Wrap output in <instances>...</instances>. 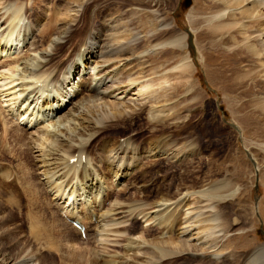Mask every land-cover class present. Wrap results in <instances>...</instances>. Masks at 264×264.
Segmentation results:
<instances>
[{"label":"bare ground","instance_id":"1","mask_svg":"<svg viewBox=\"0 0 264 264\" xmlns=\"http://www.w3.org/2000/svg\"><path fill=\"white\" fill-rule=\"evenodd\" d=\"M80 1L66 0L63 5L48 7L51 9L47 8L40 17L27 14L26 7L23 9L10 0L7 6H2L5 3L0 0V58L5 52L4 56L9 57L13 40L25 46L29 43L26 50L35 52V55L28 53L21 63L18 59L9 61L8 67L0 72V87L9 84L7 89H14L5 95L10 96L8 102L13 101L9 102L13 106H7L11 111H6L3 117L0 112V121L3 132L14 141L33 151L38 147L40 152L36 160L37 186L9 185V188L18 194L20 203L26 201L47 209L49 214L45 219L53 230L54 224L60 222L74 233L76 243L84 245L68 248L67 252L63 248L65 253L57 254L61 264L62 261L64 264L79 261L82 264H264V243L247 244L242 236L247 226L235 227L222 209V204L229 200L226 196L234 192L229 181L198 192H189V187L179 183L172 194L149 203L124 197L125 185L122 195L107 191L103 194L105 186L101 179L115 177L121 183L131 174V160L139 154L163 157L177 148H172L175 142L168 137L170 133L162 134L157 141L151 140L147 148L135 145L131 137L120 142L104 137L93 146L96 138L131 109L144 110L150 123L168 125L170 109L164 107L160 95V90L167 88L160 84L169 80V69L191 67L192 63L184 56L172 67L159 63L162 57L170 59L168 48H179L187 38L184 32L174 33L173 23L162 21L157 15L159 0H120L124 6L112 12H103L94 3L87 24L81 28L84 14L80 9L85 1ZM105 1L97 2L98 7ZM129 5L137 11H127L125 7ZM195 8L199 16L192 22L206 23L209 31L200 30L196 35L198 40L215 35L219 37L216 43L236 45L250 57L256 55L261 64L255 72H264V0H203V3L196 0ZM138 11L152 16L156 24L141 21ZM146 25L149 29L144 31ZM19 64L22 67L18 68ZM93 69L94 78L88 71ZM77 77L80 82L74 85L73 79ZM69 84L72 86L67 88ZM5 91L0 89V93ZM91 106L97 109L94 115L89 112ZM21 117L37 125L45 118L47 122L51 119L40 130L44 138L27 137V127L18 121ZM95 150L106 152L108 157L100 158ZM72 159H75L73 163ZM49 160L54 165L51 170L46 167L51 164L47 163ZM59 177L64 179L60 184L56 181ZM75 177L77 183L72 182ZM4 178H9V174ZM66 191L68 197L64 199ZM88 192L94 193L91 201L85 199ZM230 199L233 205L234 199ZM108 200L110 206H105ZM7 203L12 205L13 201L8 199ZM92 204H97V212ZM18 205L16 216L28 228L16 240L19 243L22 239V244L9 252L0 241V264H45L40 254L55 255L60 248L56 242L62 244L60 240L66 239L63 241L66 245L71 243V237L64 232L57 236L59 241L52 242L50 226L36 218L29 205L26 212ZM155 207L159 209L151 212ZM12 214L0 208V237L9 232L10 225L5 230L1 226ZM142 214L147 222L157 221L159 228L153 229L155 233H148L151 227L137 232L134 222L125 224ZM14 225L20 228L18 223ZM78 225L83 228L84 238ZM120 244L121 249H114Z\"/></svg>","mask_w":264,"mask_h":264},{"label":"rangeland","instance_id":"2","mask_svg":"<svg viewBox=\"0 0 264 264\" xmlns=\"http://www.w3.org/2000/svg\"><path fill=\"white\" fill-rule=\"evenodd\" d=\"M99 1H80L81 3L84 2L83 7L80 9L84 14L80 28L87 24L89 10L94 3L97 4V9L99 8L103 12H112L118 7L124 6V3L120 0H106L98 7L100 3L97 2ZM195 1L159 0L160 5L157 15L162 17V21H171L173 23L174 33L184 32L187 34V38L179 48H168L170 59L165 60L162 57L159 63L166 67H172L176 63H180L182 56L188 57V60L190 59L189 61L192 63L191 67L185 66L188 70L184 67L182 68L183 71L181 68L169 69V74H167V79L169 80L166 83L163 81L160 84L161 86L166 85L167 88L163 92L160 90V95L162 96L161 102L165 101V104L164 102L162 103L165 105L164 107L168 108V110L170 109V118L166 121L169 124L150 123L144 110L131 109L126 114L119 116L118 120L111 126L112 128L105 129L93 143V146L99 144V141L104 137L112 138L111 141L115 140L113 142H120L125 138L131 137L135 145H142L143 148H147L151 140L157 141L162 134L167 135L170 133L168 137L172 142H175L173 147H171L177 149L172 151L173 153L175 152L174 155L168 151L170 155H164L163 157L153 156L151 153H146L145 155L139 154V156L131 160L133 162V164L131 163V174L124 177L121 183H118V178L115 177L112 179V177L106 176L108 180L104 177L101 179L104 183L103 187L105 186L103 194L106 191L111 194L113 193V195L116 192H120L121 195L126 193L123 196L131 198L134 202L147 200L146 202L149 203L152 200L159 199V197H165L167 193L172 194L179 183L184 184L185 187H189V192H198L205 191L213 187L214 184L229 181L231 182L230 190H234V192L226 196L229 200L227 199L222 204V209L226 212L224 213L234 222L235 227L247 226V229L242 234L247 244L252 246L264 243V72H255L260 69L261 60L256 55L250 57L244 51L238 50L236 45L216 43L219 37L215 35L204 39V41L198 40L196 35H198L200 30L209 31L206 23H202L200 20L197 23L192 22L199 16L198 10L195 8ZM198 1L199 3H203V0ZM8 2L9 0H3L5 4L2 6H7ZM10 2L22 6L23 9L26 7V10L28 9L27 14H37L41 17L48 7L54 8L63 5L66 0H10ZM188 2L189 5L186 6ZM1 3L0 10L2 11ZM125 9L127 11H137L133 5L126 6ZM139 11L138 13H141V21L143 20L145 23L150 20L153 24H156V21L151 16L152 14H149L151 16L149 17L143 11ZM127 13L125 12V14ZM148 29L149 27L146 25V28L143 30L146 31ZM27 44L25 46L22 42L17 43V40L12 41L11 53L9 55L11 59L8 56H4L6 52L3 55L1 54L0 72L8 67L9 61L18 59V63H21L28 53L35 55V52L26 50V48L30 47V44ZM156 66H158L157 63ZM17 67L20 68L22 65L19 64ZM88 71H90L89 75H92V78H94L96 70ZM73 80L74 85L77 81L80 82L79 77ZM10 86L8 84L7 86L0 87L2 91L3 89L4 91L6 90L4 93H0V103H3L0 106V109L2 108V111L0 110L2 112L1 117L7 115L6 111H11L7 106L13 101H9V103L7 100L10 96H5L10 91L14 92V89H7ZM71 86L69 84L67 88ZM18 87H15L16 93H18ZM89 108V112L94 115L97 109L92 106ZM25 120V118L21 117L18 121L21 126L27 127L28 133L26 136L43 139L44 136L41 135L40 130L44 129V126L48 125L51 119L47 122L45 118V121L38 125L33 121L27 123ZM12 140L9 134L3 132L2 122L0 121V174H3V172L6 175L9 174V178H4L6 175H0V203L4 205L0 208L13 213L11 218H6L5 224L3 223L1 226L5 230L10 225L9 232L0 237V241L6 246L8 252L15 249L16 245L22 244V239L19 240V243L16 240L21 233L26 231L25 228H28V226L23 227L16 216L15 207L17 204H19L17 207H21L25 212L26 210L29 211L30 206V210L34 213L36 212V218H40L39 220L46 227L48 225L50 228L52 227L47 218L45 219L46 215L49 214L46 211L47 209L44 210V207L38 206L34 207V205H30L26 201V203L24 201L20 203L18 194L9 188V185L19 187H24V185L30 187L37 186L38 175L36 174V165L38 162L36 160L39 159L37 157L40 155L38 147L33 151L24 147L21 142ZM130 149L131 147H129ZM95 152L100 158L108 157L106 152L96 150ZM171 154L173 158H171ZM52 162L50 160L47 162L51 163L49 166L46 163V167H50V170L54 166H52ZM73 162L74 159L71 160V163ZM143 169L145 174L143 173ZM64 178L68 179V177ZM62 179L60 177L56 179L59 182L58 184L64 180ZM75 179L72 182L75 181L77 183V178L75 177ZM122 185H125V192L122 191L124 188ZM93 195L94 193L88 192L85 199L91 201ZM50 196H48L49 199L52 198ZM66 197H68L67 191L63 195L64 199ZM230 198L234 199L233 205L230 204L232 203V199ZM8 199L9 201H13L12 205L7 203ZM166 201L168 203V200ZM109 203V200L106 201L105 206H110L107 205ZM92 205L96 210L97 204ZM36 207H38V210ZM157 209L159 208L155 207L151 209V212L153 210L157 211ZM142 216L143 214L137 215V217L135 216L128 223L125 222V224L131 225L134 222L137 232L142 231L143 228L149 229L151 227L148 233H155L153 229L159 228L156 223L157 221L153 220L154 223L152 220L147 222ZM67 222L71 223L69 219ZM14 223H18L20 228L15 227ZM55 224V235L54 230L52 228L53 231L49 229L50 233L53 232L51 234L54 236L52 242L59 241L57 236L61 234L60 232H64L67 237L70 236L72 241L71 245L68 242V245H66V242H63L66 239L60 240L61 242L59 241V243H65L63 247L62 244L56 242L57 248L60 247V251L56 249L55 255L50 253L40 254L43 256L42 258H45V264H61L59 260L61 257H57L58 253L64 254L65 248L67 252L68 248L70 250L71 247L84 246L83 244L76 243L77 241L72 231L60 224L58 225L57 222ZM56 229L58 230V234H56ZM84 237L85 235L82 234L81 238ZM80 242L83 243V241ZM72 243L76 245H72ZM239 243L237 242V245ZM94 246L93 248H97ZM114 249H121V244ZM50 250L53 251L52 248ZM62 264H64L63 261ZM77 264L82 263L79 261Z\"/></svg>","mask_w":264,"mask_h":264},{"label":"trees","instance_id":"3","mask_svg":"<svg viewBox=\"0 0 264 264\" xmlns=\"http://www.w3.org/2000/svg\"><path fill=\"white\" fill-rule=\"evenodd\" d=\"M189 5V2L187 3V5L186 6H188Z\"/></svg>","mask_w":264,"mask_h":264}]
</instances>
